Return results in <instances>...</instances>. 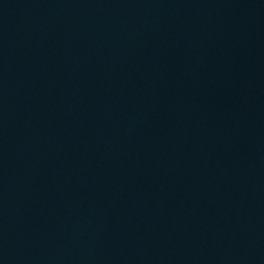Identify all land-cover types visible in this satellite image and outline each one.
Segmentation results:
<instances>
[{"label": "water", "instance_id": "1", "mask_svg": "<svg viewBox=\"0 0 264 264\" xmlns=\"http://www.w3.org/2000/svg\"><path fill=\"white\" fill-rule=\"evenodd\" d=\"M0 264H264V0H0Z\"/></svg>", "mask_w": 264, "mask_h": 264}]
</instances>
